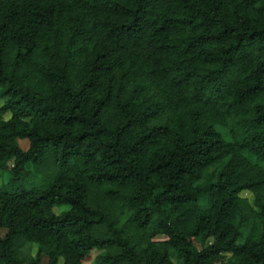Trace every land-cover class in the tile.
Wrapping results in <instances>:
<instances>
[{
  "label": "trees",
  "instance_id": "trees-1",
  "mask_svg": "<svg viewBox=\"0 0 264 264\" xmlns=\"http://www.w3.org/2000/svg\"><path fill=\"white\" fill-rule=\"evenodd\" d=\"M0 100V264H264V0H0Z\"/></svg>",
  "mask_w": 264,
  "mask_h": 264
},
{
  "label": "rangeland",
  "instance_id": "rangeland-1",
  "mask_svg": "<svg viewBox=\"0 0 264 264\" xmlns=\"http://www.w3.org/2000/svg\"><path fill=\"white\" fill-rule=\"evenodd\" d=\"M2 104V101L0 100V105ZM20 147L24 150L27 148V141H19ZM52 173V168L47 167L43 171H41L39 174H37L32 180H21L20 182H10V173L6 170H0V188L10 190V191H17L19 188H25L28 189L32 187L33 185H37L39 182L37 178H44L46 175ZM10 182V183H9ZM3 231L0 230V237L3 236ZM94 254L91 255V259ZM86 264H89L87 262Z\"/></svg>",
  "mask_w": 264,
  "mask_h": 264
}]
</instances>
